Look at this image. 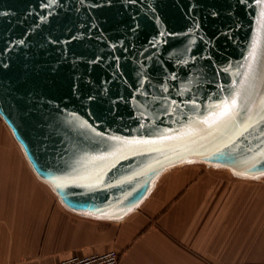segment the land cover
I'll use <instances>...</instances> for the list:
<instances>
[{
  "label": "water",
  "instance_id": "water-1",
  "mask_svg": "<svg viewBox=\"0 0 264 264\" xmlns=\"http://www.w3.org/2000/svg\"><path fill=\"white\" fill-rule=\"evenodd\" d=\"M0 118L89 216L184 162L263 177L264 0H0Z\"/></svg>",
  "mask_w": 264,
  "mask_h": 264
},
{
  "label": "crops",
  "instance_id": "crops-1",
  "mask_svg": "<svg viewBox=\"0 0 264 264\" xmlns=\"http://www.w3.org/2000/svg\"><path fill=\"white\" fill-rule=\"evenodd\" d=\"M109 250L120 264H264V176L184 162L124 216H89L36 177L0 118V264Z\"/></svg>",
  "mask_w": 264,
  "mask_h": 264
},
{
  "label": "built area",
  "instance_id": "built-area-1",
  "mask_svg": "<svg viewBox=\"0 0 264 264\" xmlns=\"http://www.w3.org/2000/svg\"><path fill=\"white\" fill-rule=\"evenodd\" d=\"M55 264H120L119 255L114 250L90 255H72L60 259Z\"/></svg>",
  "mask_w": 264,
  "mask_h": 264
},
{
  "label": "snow or ice",
  "instance_id": "snow-or-ice-1",
  "mask_svg": "<svg viewBox=\"0 0 264 264\" xmlns=\"http://www.w3.org/2000/svg\"><path fill=\"white\" fill-rule=\"evenodd\" d=\"M234 103V102H233ZM225 115H227L228 114V110L226 109V111H225V113H224Z\"/></svg>",
  "mask_w": 264,
  "mask_h": 264
}]
</instances>
